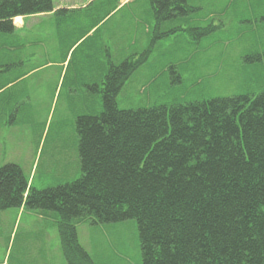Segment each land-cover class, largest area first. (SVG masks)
<instances>
[{
	"label": "trees",
	"instance_id": "1",
	"mask_svg": "<svg viewBox=\"0 0 264 264\" xmlns=\"http://www.w3.org/2000/svg\"><path fill=\"white\" fill-rule=\"evenodd\" d=\"M182 2L155 0L153 40L176 30L157 28ZM68 12L53 0H0V48L23 46L16 17L52 13L61 22ZM141 64L134 56L110 64L100 111L77 117L80 175L38 190L17 164H4L0 211L56 214L67 264H92L75 224L130 219L142 264H264V91L121 109L117 96Z\"/></svg>",
	"mask_w": 264,
	"mask_h": 264
},
{
	"label": "rangeland",
	"instance_id": "2",
	"mask_svg": "<svg viewBox=\"0 0 264 264\" xmlns=\"http://www.w3.org/2000/svg\"><path fill=\"white\" fill-rule=\"evenodd\" d=\"M119 2L95 0L83 11L86 14L76 12L80 18L75 21L31 16L23 31V46L0 48V64H6V69H0V167L17 164L38 190L80 175L76 119L101 109V94L86 85L97 84L101 74L107 73L102 55L113 56L110 64H119L143 47L142 40L152 38L157 19L155 13L146 12L151 5L132 0L122 10L115 9ZM203 2L205 21L195 32L193 45L186 44L185 35L176 41L161 37L150 41V53L141 51L137 56L142 64L117 96L119 108L264 91V57H253L264 52V0ZM99 9V19L94 20ZM84 15L85 25L101 21L94 27L95 33L70 49L74 40L88 31L81 22ZM13 23L20 27V19ZM146 24L151 33L142 37ZM174 26L173 21H159V33ZM15 35L20 40L21 32ZM122 38L124 46H120ZM40 212L19 208L0 211V264H67L61 252L57 215ZM75 225L92 264H142L135 220Z\"/></svg>",
	"mask_w": 264,
	"mask_h": 264
},
{
	"label": "crops",
	"instance_id": "3",
	"mask_svg": "<svg viewBox=\"0 0 264 264\" xmlns=\"http://www.w3.org/2000/svg\"><path fill=\"white\" fill-rule=\"evenodd\" d=\"M132 0H120L118 6L115 8V9H118L119 10H122L125 6L129 5V3L131 2ZM148 4L150 2V8L146 9V12H153V13H156V3L153 4L155 2V0H145ZM157 1V0H156ZM233 0H228V4H231ZM89 2V3H88ZM95 0H57L54 4V10L58 9V8H66L68 9V14H69V17H68V20L69 21H75L77 19L80 18L79 14H77L76 12L78 11H81L82 14H86L83 13V11L85 10H88V6L89 4L91 3H94ZM179 5H182V10L179 11L177 10V6L176 4H171L169 7L170 9H174L175 12H180L179 14H176L175 16H171L170 18H167V19H163L161 21H164V23H168V22H171L173 21V24L175 25L174 27H172L171 29L173 28H176V30H174L173 32H170L167 36H161V38H166L167 41H176V39L178 38V36H183L185 35V42L186 44H191L193 45V42H192V38L195 34V32H198V29H199V25H203L205 19H204V16L202 15V13L204 12L205 10V7H204V2L203 0H183V2ZM189 7L191 8V14L188 12L189 11ZM114 8V7H113ZM141 12V9L139 10ZM79 13V12H78ZM90 12H88L87 14H89ZM41 15H45V16H52V13H46V14H41ZM99 15H100V9L98 11L95 12V15L93 17L94 20H97L99 19ZM32 16H35V15H32ZM31 16H26V17H16L15 20L18 18L20 19V27H17L15 28V32L16 31H20L21 32V39H22V42H24V34H23V31H24V28H25V25H26V20L28 18H30ZM155 19H156V15L154 16ZM86 19V16L84 15V19L81 21L82 22V25L84 28V30H88L86 31L85 33L83 32V34L77 38L76 40H74V42L72 43V45L70 46V49H72V47H74L83 37H88V36H91L93 33L96 32V30H94V27L98 25L99 22H95L94 25H91V23L89 24H84V20ZM93 20V21H94ZM156 25H157V22L155 23V26H154V31L156 29ZM158 27H159V24H158ZM203 28V26H201ZM150 25H145L141 30H142V37H147V35L149 36L150 35ZM114 29V28H113ZM157 31H160V28H157ZM107 32V31H106ZM107 35V34H106ZM152 35H153V32H152ZM153 39L151 38L150 41H152ZM147 40H142V45L143 47H141L140 50H137L131 54H128L127 58L131 57V56H134V57H137L139 54H141L142 52H146L148 51V53H150L149 51V48L147 46V44L150 42ZM121 43L122 45L120 46H124V40L122 38L121 40ZM18 43H16L15 45H17ZM125 48V47H124ZM194 48H197V46H194ZM69 49V50H70ZM123 50V49H122ZM110 49L106 46L105 47V53H109ZM112 51L114 52V48L112 49ZM112 51L110 52V54L112 53ZM142 51V52H141ZM103 59L106 61V68L108 69L109 67V64H110V61L111 59L112 60H115V58L112 56L110 58H108V56H103ZM125 56H121V58H124ZM125 58V59H127ZM124 59V60H125ZM122 60V61H124ZM5 68V67H4ZM12 68V67H10ZM1 69V68H0ZM6 69V68H5ZM101 79L97 81V87H93L92 85L94 84H91L90 86H87L86 85V88L90 91H93V92H96V93H99V90H98V87H101L102 85V82H103V77H104V74H101ZM125 85V83L122 85V88L123 86ZM100 95V94H99ZM101 102H102V99L100 98ZM20 210H23L24 207H20L19 208ZM79 241H80V237H79Z\"/></svg>",
	"mask_w": 264,
	"mask_h": 264
}]
</instances>
